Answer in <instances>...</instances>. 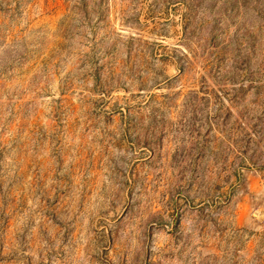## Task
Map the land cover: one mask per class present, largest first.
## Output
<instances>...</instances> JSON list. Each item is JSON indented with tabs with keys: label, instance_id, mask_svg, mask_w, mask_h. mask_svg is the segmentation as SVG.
<instances>
[{
	"label": "rangeland",
	"instance_id": "obj_1",
	"mask_svg": "<svg viewBox=\"0 0 264 264\" xmlns=\"http://www.w3.org/2000/svg\"><path fill=\"white\" fill-rule=\"evenodd\" d=\"M0 264H264V0H0Z\"/></svg>",
	"mask_w": 264,
	"mask_h": 264
}]
</instances>
